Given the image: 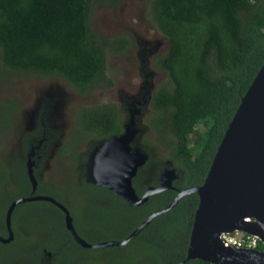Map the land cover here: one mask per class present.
<instances>
[{
	"label": "trees",
	"instance_id": "1",
	"mask_svg": "<svg viewBox=\"0 0 264 264\" xmlns=\"http://www.w3.org/2000/svg\"><path fill=\"white\" fill-rule=\"evenodd\" d=\"M117 1L0 0V72H37L45 77L58 75L80 94L111 86L112 80L106 75L107 51L124 52L130 38L127 34L104 36L92 25L91 14L95 5ZM149 7L154 26L166 41L165 50L154 57L156 67L166 73V78L151 94V110L146 122L167 152H159V146L148 150L145 165L154 162L159 170L163 165L165 168L166 160L170 159L178 176L173 181L174 188L155 193L140 205L128 204L105 186L87 183L92 191H108L120 202L121 208L135 216V221L120 238L150 211L168 204L177 189L203 182L241 96L264 61V0H150ZM4 104L8 107L5 114L11 116L15 102L8 100ZM76 119L79 129L72 142L80 138L79 135L88 134L102 140L123 130L118 106L113 102L80 105ZM70 152L76 160L74 148ZM143 167L133 178L137 192L141 191L137 180ZM157 170L151 178L156 176ZM23 173L26 179L23 186L20 191L10 194L1 213L2 235H7L5 210L8 203L29 190L28 176L25 171ZM149 183L155 184L156 178ZM0 184L4 183L0 180ZM37 191L61 201L56 191L42 190L41 182H38ZM198 201L196 192L184 194L170 209L154 216L127 244L120 246L135 243L148 247L152 258L142 259L148 260L147 264H177L186 257ZM24 203L17 205L12 213V229L13 218L18 216L19 207ZM43 203L55 209L58 217L53 215L47 219L44 211L38 213L45 219L44 223H50L51 233L35 251L32 249L35 264L42 255L40 264H138L141 261L124 259L115 262L85 256L70 261L67 253L74 254L75 250L88 247L74 240L65 226L64 212L56 204L48 200ZM69 210L72 212V208ZM14 238L10 242L0 241V244H9ZM263 247L259 239L256 248ZM183 264L217 263L190 258Z\"/></svg>",
	"mask_w": 264,
	"mask_h": 264
},
{
	"label": "rangeland",
	"instance_id": "2",
	"mask_svg": "<svg viewBox=\"0 0 264 264\" xmlns=\"http://www.w3.org/2000/svg\"><path fill=\"white\" fill-rule=\"evenodd\" d=\"M149 2L119 0L110 4L100 3L93 8L91 23L104 36L127 34L130 38L124 52L107 51L106 75L112 80L111 86L97 87L80 94L58 75L45 77L37 72H0V180L4 183L0 184V216L14 189L10 178L25 179L26 153L32 144L36 145L41 140L34 155L35 175L42 182V190L56 191L61 201L72 208L70 213L78 233L89 241L118 239L135 221L132 212L121 208L120 202L108 191H91V187L79 178L78 163L70 159L74 157L70 149L74 148L76 152L81 149L78 153H82L89 147V152L95 145L92 138H84L78 148L69 143L66 153H62L61 148L78 127L76 110L80 105L113 102L118 106L123 124L134 110L137 132L131 144L146 151L147 159L148 150L152 151L156 146L160 147L159 152H167L146 122L151 110L152 91L166 78V73L154 63V57L165 50L166 41L153 24ZM8 100L16 104L11 116L5 114L8 107H4V103ZM145 163L137 170L138 173L143 167L137 183L147 186L148 180H158L164 165L157 170L154 162ZM166 165L173 167L170 159L166 160ZM156 170V176L151 178ZM42 211L47 219L53 215L58 217V212L43 200H31L19 207L18 216L13 218L14 240L6 245L0 244V264L36 263L32 249L35 251L51 233L50 223L47 225L45 219L38 215ZM80 256L115 262L141 260L138 264H147L149 261L142 259L152 258V252L146 246L132 243L124 247L81 248L74 254L67 253L70 261ZM43 258L42 255L38 264Z\"/></svg>",
	"mask_w": 264,
	"mask_h": 264
},
{
	"label": "water",
	"instance_id": "3",
	"mask_svg": "<svg viewBox=\"0 0 264 264\" xmlns=\"http://www.w3.org/2000/svg\"><path fill=\"white\" fill-rule=\"evenodd\" d=\"M134 110L123 124V130L101 141L91 154L90 180L105 185L128 204H140L149 195L174 188L176 168L165 167L157 185H148L141 195L132 183L137 170L147 160V152L134 146L137 128ZM41 141V140H40ZM37 143V147L40 144ZM35 150L31 146L26 171L32 191L37 188L34 173ZM199 197L189 233L185 259L200 258L217 264H264L262 249L227 244L220 237L223 231L241 229L257 235L264 244V61L248 85L217 145L207 174L201 184L177 189L165 206L153 209L125 237L90 242L82 237L73 223L68 207L49 194L37 193L13 199L6 208L7 242L13 238L11 214L14 207L29 200H48L64 212V223L74 240L84 247L123 245L137 235L152 218L170 209L186 193Z\"/></svg>",
	"mask_w": 264,
	"mask_h": 264
},
{
	"label": "flooded vegetation",
	"instance_id": "4",
	"mask_svg": "<svg viewBox=\"0 0 264 264\" xmlns=\"http://www.w3.org/2000/svg\"><path fill=\"white\" fill-rule=\"evenodd\" d=\"M157 87V86H156ZM155 87V88H156ZM154 88V89H155ZM153 92V91H152ZM151 98V97H150ZM149 104H150V102H149ZM83 105V104H82ZM78 109V108H77ZM77 111V110H76ZM122 125H123V122H122ZM77 129H79V126L72 132V134H71V137H70V140L69 141H67L63 146H62V148H61V152L62 153H66V152H68V146H69V143H71L72 145H70V146H73V147H75L76 145V147L78 148V146L79 145H81L82 143H83V141H84V138H92L91 139V142L92 141H94V143L93 144H95L94 146H93V150L95 149V147L98 145L97 143H100L101 141H103V140H105V139H107V138H105V139H102V140H96V138H94V137H92L91 135H88V134H85L86 136H80L79 135V137L80 138H77L76 139V141H74V142H72L73 141V135H74V133L75 132H78V130ZM114 135V134H113ZM111 137V136H110ZM110 137H108V138H110ZM40 141V140H39ZM89 145L91 144V143H88ZM92 144V145H93ZM32 146H34V150H35V153L37 152V148H39L40 147V144L38 145V147H37V144L36 145H32ZM87 146V145H86ZM30 148H31V146H30ZM30 148L28 149V151H27V153H26V161H27V156H28V152H29V150H30ZM64 148V149H63ZM70 148V147H69ZM88 148L89 147H87V150L85 151V148L82 150V153H78V151L79 150H81V149H79V150H77V152L75 151V149H74V151H75V153H76V160H75V156L74 157H70V159H72V160H75V161H77V163H78V175H79V178L80 179H82L84 182H86V183H89V184H92V185H99V184H95V183H93L91 180H90V176H89V168H90V163H91V153L93 152V150L91 149V151H89L88 152ZM71 153V152H70ZM71 154H73V153H71ZM74 155V154H73ZM69 156H70V154H69ZM35 168H36V165H35V163H34V173H35ZM24 171L26 172V174H27V171H26V164L24 165ZM27 176H28V174H27ZM28 179H29V177H28ZM8 180H9V178H8ZM23 181H24V179H20V178H10V184H11V186H13L14 187V189H13V192L12 193H15V192H17V191H20V188L23 186ZM149 181L150 180H148V182H147V184L148 185H157L158 184V182H159V176H158V180L156 181V183L155 184H152V183H149ZM29 182H30V180H29ZM38 182H40L38 179H37V188H36V190L35 191H32V186H31V182H30V186H29V190L27 191V193L25 194V195H21V196H27V195H30V194H37V193H43V192H38L37 191V189H38ZM41 184H42V182H41ZM134 185V184H133ZM147 185V186H148ZM144 183L143 184H141V185H139V188L141 189V191L140 192H137V194L138 195H141L142 193H143V191L145 190V188L147 187V186H144ZM26 187V186H25ZM135 187V186H134ZM108 188V187H107ZM112 190V189H111ZM135 190H136V188H135ZM92 191V190H91ZM114 193V192H113ZM17 197H20V196H16L15 198H17ZM54 197V196H53ZM15 198H13V199H15ZM13 199H11L10 201H12ZM36 200H39V199H36ZM22 204V203H21ZM8 205H9V203H8ZM7 205V206H8ZM140 205V204H139ZM7 208V207H6ZM60 208V207H59ZM61 209V208H60ZM62 210V209H61ZM63 211V210H62ZM70 211V210H69ZM5 212H6V210H5ZM7 234H8V230H7ZM3 236H6V235H3ZM10 242V241H9ZM51 254V253H50ZM49 253L47 254V256H48V258H50L51 257V255H50ZM50 262V261H49Z\"/></svg>",
	"mask_w": 264,
	"mask_h": 264
},
{
	"label": "built area",
	"instance_id": "5",
	"mask_svg": "<svg viewBox=\"0 0 264 264\" xmlns=\"http://www.w3.org/2000/svg\"><path fill=\"white\" fill-rule=\"evenodd\" d=\"M220 237L227 244L238 247H254L258 243V236L243 230L235 229L231 232H222Z\"/></svg>",
	"mask_w": 264,
	"mask_h": 264
},
{
	"label": "bare ground",
	"instance_id": "6",
	"mask_svg": "<svg viewBox=\"0 0 264 264\" xmlns=\"http://www.w3.org/2000/svg\"><path fill=\"white\" fill-rule=\"evenodd\" d=\"M99 185H100V184H99ZM102 186H105V185H102ZM105 187H107V186H105ZM108 188H109V187H108ZM109 189H110V188H109ZM135 191H136V190H135ZM158 192H160V191H158ZM158 192H156V193H158ZM136 193H137V192H136ZM153 194H155V193H153ZM153 194L149 195V197L152 196ZM149 197H148V199H149ZM148 199H147V200H148ZM147 200H145V201H147ZM145 201H144V202H145ZM24 202H26V201H23V202H21V203H24ZM144 202H142V203H144ZM21 203H19V204H21ZM142 203H140V204H142ZM19 204H17V205H19ZM17 205H16V206H17ZM130 205H131V204H130ZM132 205H139V204H132ZM16 206L14 207V209L16 208ZM14 209H13V211H14ZM13 211H12V213H13ZM155 216H156V215H155ZM11 218H12V214H11ZM152 219H153V218H152ZM11 227H12V219H11ZM234 230H235V229H234ZM234 230H231V231H234ZM239 230H241V229H239ZM12 231H13V229H12ZM231 231H225V232H231ZM243 231H245V230H243ZM223 232H224V231H223ZM245 232H247V231H245ZM248 233H250V232H248ZM1 235H2V234H1ZM2 236H3V235H2ZM135 236H136V235H135ZM135 236H134V237H135ZM13 237H14V231H13ZM259 239H260V238L258 237V241H259ZM260 240H261V239H260ZM0 241H1V240H0ZM129 241H130V240H129ZM129 241H128V242H129ZM1 242H3V241H1ZM7 242H8V241H7ZM128 242H127V243H128ZM127 243H125V244H127ZM125 244H123V245H125ZM257 244H258V243H257ZM257 244H256V246H257ZM107 246H113V245H107ZM256 246H254V247H246V248H256ZM83 247H84V246H83ZM97 247H99V246H97ZM50 253H51V252H49V254H50ZM50 255H51V254H50Z\"/></svg>",
	"mask_w": 264,
	"mask_h": 264
}]
</instances>
